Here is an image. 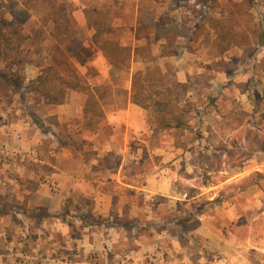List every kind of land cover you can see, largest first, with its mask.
<instances>
[{
    "label": "rangeland",
    "instance_id": "1",
    "mask_svg": "<svg viewBox=\"0 0 264 264\" xmlns=\"http://www.w3.org/2000/svg\"><path fill=\"white\" fill-rule=\"evenodd\" d=\"M12 1L23 0H0V16L10 19ZM58 8L77 25L80 57L69 59L71 69L90 86L107 90L98 122L83 114V93L66 90L64 119L74 117L60 122L54 114L58 104L25 89L31 80L51 75V16ZM83 17L108 24L104 40L143 52L132 57L129 69L108 74L103 52L87 43L78 23ZM225 17L237 31L258 32L264 0H34L21 37L0 64V264H130L128 251H136L126 239L131 235L149 262L171 234L180 233L177 218L187 233L199 225L197 217H206L207 228L242 232L250 264H264V44L250 41L259 48L253 61L239 47L218 54L207 21ZM155 64L187 85V129L162 131L152 111L141 108L147 128L124 150L122 131L101 123L129 102L131 75ZM65 150L73 154L71 161L62 159ZM60 168L79 171L85 183L111 180L96 177L104 169L119 172L115 179L124 184L165 191L148 194L146 201L116 195L115 207L100 215L91 200L73 191L75 182L60 177ZM176 199L181 201L169 205ZM131 201L141 204L135 215Z\"/></svg>",
    "mask_w": 264,
    "mask_h": 264
},
{
    "label": "trees",
    "instance_id": "2",
    "mask_svg": "<svg viewBox=\"0 0 264 264\" xmlns=\"http://www.w3.org/2000/svg\"><path fill=\"white\" fill-rule=\"evenodd\" d=\"M173 1L177 2V0H171V2ZM33 6L34 0L12 1L8 6L10 19H6L3 15L0 16V64L9 57V45L21 37L23 24ZM87 23L93 30L91 38L93 44L103 52L112 67L129 69L132 57L143 52L138 47L131 48L122 46L113 40H104V35L108 34L109 31L108 24L100 18L91 22L87 21ZM207 23L213 30V46L218 54H223L232 47H239L244 55L253 61L259 52V48L251 46L250 41L252 39L257 40L258 47L264 44V21H260L262 25L260 31L257 32L253 29L251 33L237 31L233 26L231 17L209 18ZM51 24L54 29L53 40L55 42L51 58L52 65L48 67L51 75H41L31 80L25 89L27 92L39 94L47 104L58 105L64 103L68 89L83 93L86 96L82 106L83 114L91 115V118L94 117V121L98 122L103 117L101 102L107 96V90L104 87L90 86L76 75L69 65V59L80 57L77 50V40L74 38L77 25L71 16L64 14L62 8L52 12ZM204 26L205 21L202 25L196 26V36ZM169 55L171 54H161V56ZM57 68H60L64 74L59 75ZM0 77L5 79L1 73ZM13 84L15 85V82ZM186 91V84L177 82L156 64L152 68L146 66L144 70L131 75L130 102L144 110L150 109L154 115L156 126L162 131L183 132L187 129L190 102L184 100ZM94 121H90L89 118L87 125L92 126ZM257 138L260 141V138L255 136V139ZM259 143V149L264 150L262 143ZM175 221V224L181 229L180 234H186L179 223V219Z\"/></svg>",
    "mask_w": 264,
    "mask_h": 264
},
{
    "label": "crops",
    "instance_id": "3",
    "mask_svg": "<svg viewBox=\"0 0 264 264\" xmlns=\"http://www.w3.org/2000/svg\"><path fill=\"white\" fill-rule=\"evenodd\" d=\"M78 23L81 27L84 28L85 34L87 32V36L85 35V38H87V43L95 47L91 39L93 31L92 29L87 28V23L84 17ZM101 55L103 56L104 68L106 72L108 74L109 72L113 74V69L115 68L109 64V61L104 56V54L101 53ZM67 107L68 106L59 105L55 109L54 114L57 115L58 121L66 122L70 119H73V115L65 116L66 118L64 119V113L67 109H69ZM115 109V115L107 117V119H105L101 123V125L110 126L114 133L115 130H121V137L123 139V145L125 146L124 150H126V144L131 140L130 138H137L142 133V131L147 128V113L141 108H138V106L132 104L130 102V99L125 107H116ZM68 113L69 112H67V114ZM60 154L62 159L64 160L71 161L73 159V154L69 150L62 151ZM75 162L81 164L79 159H76ZM79 173V171L71 173L61 168L59 169L60 177L67 179V182H75V185L72 184L73 191L76 188V191H79L76 194L91 200L93 211L100 215H102L104 212L107 213L110 211L111 207L114 205L113 199L116 195L130 193L131 197H134L133 199L143 196L144 200L146 201L148 194L163 195V192L165 191L160 190L162 193L157 191L155 192L150 188L134 187L132 185L124 184L118 179H115L116 176L118 177L119 172L114 175L113 172H110L109 170L99 169L95 174L96 177L113 178L109 181H98V183L96 184L95 180L92 184L89 182L85 183L84 181H81L80 179H78L80 176ZM95 175L92 176L95 177ZM164 187L166 188V186ZM71 191V189H68L67 193ZM180 201L181 200L176 199L175 201H171L169 205L175 206ZM138 204L139 203L136 201H131V203L128 205V207L131 208L132 215H135L136 211L141 208V204H139V206ZM205 218L206 217L195 218V220L199 222V225H197L194 231H189L186 234H171L170 237L172 238V240L168 243V245L160 246L158 250L153 252V257L151 256L149 262L142 260L143 256L145 255V253H143V246L141 244H138L137 246L135 245V236L131 235L129 238L127 236L126 239H128L129 242H134L132 244V248L136 250L128 251L129 253H133L131 254L132 256L130 255L131 258L133 257L130 264L252 263V261H250L252 260V258L246 256L244 252L245 250L242 249L244 246V242L247 240L243 236L242 232L230 233L223 227L217 228L216 226H214V224L210 227L211 229L207 228L205 227L203 222ZM225 219L226 218L224 216L223 218H220L221 226L224 225ZM161 237L165 238L166 234H164L163 236L161 235ZM181 239H183V241H181ZM260 261L261 263L263 262L262 260Z\"/></svg>",
    "mask_w": 264,
    "mask_h": 264
}]
</instances>
